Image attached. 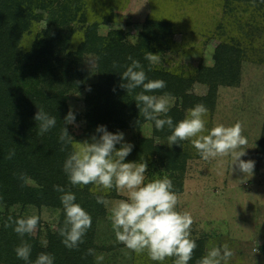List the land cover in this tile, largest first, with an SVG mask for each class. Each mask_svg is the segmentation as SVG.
Returning <instances> with one entry per match:
<instances>
[{"label":"rangeland","instance_id":"obj_1","mask_svg":"<svg viewBox=\"0 0 264 264\" xmlns=\"http://www.w3.org/2000/svg\"><path fill=\"white\" fill-rule=\"evenodd\" d=\"M83 7L81 12L84 16L80 14L70 22L74 34L65 37L69 40L64 46L65 55L72 56L82 70L86 86L96 85L100 80L97 56L86 52L79 58L87 28L98 25V34L105 38L112 34L110 45L118 48L137 44L149 19L172 25L174 36L169 38L164 50L156 53L159 62L152 63L153 70L182 77L192 83L186 93L187 101L182 97L169 98L167 115H175L179 121L189 108L203 103L208 108L205 119L209 129L217 123L228 126L240 122L248 141L239 149L246 153L241 159L255 162L254 173L245 180L244 174L235 166L231 170V157L205 161L190 141H180V145L169 147L167 139L160 136L151 121L140 130L116 131L122 132L124 142L131 143L133 147L143 139L154 144L153 151L149 150L139 158L128 155L125 162H145L146 180L153 179L155 175H167L172 180L179 197L178 210H187L194 218L191 230V238L197 243L194 259L202 257L206 245L212 241L216 246L227 243L234 251L229 264H264V2L84 0ZM51 18L48 13L43 21H32L19 45L23 53L30 52L45 36L52 24ZM223 47L228 51L224 54L227 64H240V82L235 86L220 85L210 96L211 88L199 80V73L203 68L215 67L217 55L220 49L224 50ZM77 79L69 83L73 89L68 97V108L75 115V122L70 123L73 139L83 142L87 130L84 117L86 93L81 85L79 87ZM206 97L211 100L201 101ZM116 147L119 149L120 145ZM174 148L179 157L171 167V161L164 157L163 152L166 149H171L168 150L170 153L175 152ZM30 183L36 185L33 181ZM96 194H104L109 201L126 198L123 192L115 189L107 193L101 190ZM98 208V217L92 221V228L76 251L80 258L86 259L76 264H157L146 253L137 255L119 243L107 219V208L99 203ZM33 210L40 220L35 233L26 235V241L33 249L47 248L50 238L58 235L59 228L63 226L65 214L62 205H14L8 208L0 204V220L8 211L23 216ZM64 248L66 256L67 251L68 255L74 253L72 250L75 249L70 250L65 245ZM89 248L95 250L96 256L102 255L103 260L97 262L96 256L86 255ZM164 264H172V259Z\"/></svg>","mask_w":264,"mask_h":264},{"label":"trees","instance_id":"obj_2","mask_svg":"<svg viewBox=\"0 0 264 264\" xmlns=\"http://www.w3.org/2000/svg\"><path fill=\"white\" fill-rule=\"evenodd\" d=\"M83 2L84 0H0V204H5L8 208L14 205L41 204L57 207L61 205V193L54 191L53 186L60 185L75 194L76 202L95 221L99 208L90 191L94 186H73L63 172V162L70 151V146L65 151H60L63 145L59 136L63 127L73 137L70 124H65V117L69 113L68 97L73 89L69 85L72 82L70 80L78 78L79 87L81 85L86 93L84 117L87 130L84 138L89 140L93 135L99 136L96 129L100 125L106 126L109 132L116 133L126 129L140 130L149 122L139 116L134 100L135 93L142 89L137 88L132 95H128L120 87L124 82L121 74L125 69H114V62L118 66L127 65L131 63L127 57L132 56L140 61L149 79L164 80L166 87L151 93L153 95L169 93L170 97H182L187 101L186 93L192 82L155 71L152 63L145 59L147 52L156 54L164 50L169 38L174 36L170 23L149 19L137 44H125L118 48L110 45L112 34L105 38L98 34V25L87 28L86 41L79 52V58L86 52L97 56L100 80L96 85L86 86L82 70L72 56L65 55L64 46L69 40L65 37L74 34L70 22L80 14L84 16L81 12L84 9ZM48 13L52 17V24L45 36L30 52L23 53L19 48L22 37L29 31L32 21H43ZM223 48L224 50H219L215 67L203 68L199 73V80L209 84L211 88L210 96L220 85L235 86L240 82V64H227L224 54L228 51ZM209 100V97L201 99L203 102ZM38 109L56 117V125L43 134H40L38 122L34 119ZM171 117L174 122L178 121L177 116ZM159 134L167 139L170 131L165 127L163 131L159 130ZM12 149H15V155L7 159ZM149 150H154L153 141L143 139L133 147L130 156L136 155L139 158ZM168 150L163 155L171 161L169 166L173 167L179 156L176 149V154ZM19 173L26 174L27 180L21 181ZM30 181L36 185H31ZM87 203L91 204L86 205ZM9 215L20 217L8 211L0 220V264H26L14 252V248L21 243V237L13 228L3 226ZM87 234L88 231L85 237ZM23 239L26 240V235ZM77 250H72L74 253L70 255L67 251L66 256L63 252L66 249L58 234L50 238L47 248H32L30 260L34 261L39 253L45 252L55 257L54 264H76L86 259L80 258ZM194 260L196 258H192L189 264H195Z\"/></svg>","mask_w":264,"mask_h":264},{"label":"clouds","instance_id":"obj_3","mask_svg":"<svg viewBox=\"0 0 264 264\" xmlns=\"http://www.w3.org/2000/svg\"><path fill=\"white\" fill-rule=\"evenodd\" d=\"M127 59L131 61L130 64L118 66L113 63L114 69H125L121 74L124 82L120 87L125 89L128 95H132L137 88L142 89L134 95L139 116L154 122L156 130L163 131L167 127L170 131L167 137L169 147L180 145V141H190L203 160L231 157V170L235 166L244 174L245 180L253 175L255 162L241 159L246 153L239 149L247 145L248 141L243 135L240 122L228 126L217 123L209 129L205 119L208 108L203 103L189 108L184 118L174 122L173 118L167 115L170 94H148L164 89L166 82L161 79H149L139 60L133 59L132 56ZM145 59L151 63L159 62L158 54L150 52L146 53ZM34 119L38 122L40 134L56 125V117L49 116L43 109H38ZM74 122L75 115L70 110L65 117V124ZM96 132L99 136L93 135L90 140L78 142L69 135L67 128L63 127L59 136L63 145L60 151L63 152L70 146L63 162V172L69 183L73 186H94L90 191L96 202L107 208V219L111 223L115 238L127 249L137 255L146 253L148 258L157 264H164L168 259H172V264H189L197 248L196 241L191 238L194 218L191 212L178 210L179 197L172 180L167 175H155L153 179L146 180L145 162H125L133 145L124 142L122 132H109L104 125L98 126ZM117 144L120 145L119 149ZM14 155L15 149H12L6 158L11 159ZM18 178L21 181L27 180L24 173H19ZM113 189L123 192L126 198L109 201L104 194H96L101 190L107 193ZM53 190L61 193L59 200L65 214L63 226L58 230L59 236L65 247L70 250L78 249L92 226V217L76 202V196L71 190L66 191L60 185H54ZM39 220L40 217L33 210L31 214L16 218L9 215L3 226L13 228L21 237V243L14 248L18 259L26 264H54L55 257L51 253L41 252L34 261L30 260L32 245L23 238L35 233ZM86 255L96 256L95 250L87 249ZM234 255L227 243L216 246L209 241L205 254L197 259L195 264H229ZM96 260L102 261L103 256H96Z\"/></svg>","mask_w":264,"mask_h":264}]
</instances>
